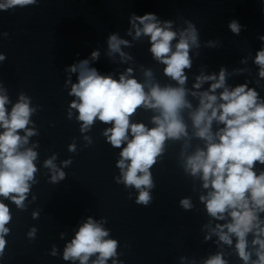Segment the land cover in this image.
I'll use <instances>...</instances> for the list:
<instances>
[{"label": "clouds", "instance_id": "obj_1", "mask_svg": "<svg viewBox=\"0 0 264 264\" xmlns=\"http://www.w3.org/2000/svg\"><path fill=\"white\" fill-rule=\"evenodd\" d=\"M35 3L36 0H4L0 3V10ZM137 21L142 28L137 25ZM130 22L136 38L142 34L150 37V52L154 59L165 65L164 74L176 81L178 87L162 88L152 83L151 71L145 72L148 79L140 83L131 78V68L117 80L111 75H101L96 68L89 66L88 59L71 65L66 71L79 73L78 83L72 84L69 94L78 98V102L72 101L70 108L79 113L77 119L83 122L81 132L89 130L96 119L112 124L104 135L111 146L121 149L117 167L122 176L117 182L134 186L139 190L136 203L148 205L151 196L145 189L153 187L150 169L163 153L165 141L188 136L181 113L185 108L191 109L192 105L186 99L188 90L184 85L188 78L184 70L192 67L189 53L191 48H199V34L195 26L189 23L179 33V40L173 50L172 41L176 39L177 33L171 30L172 22L165 21L161 26L151 13L133 15ZM228 27L234 34L240 33L241 25L237 21H231ZM259 39L264 41V36ZM107 43L110 54L119 53L124 57L121 45H127L128 41L112 34ZM99 55V51H93L91 60H98ZM4 59L0 55V61ZM255 63L259 66V76L264 78V48L256 53ZM209 81L212 83L207 90L191 93L199 97V106L189 113L195 136L205 141V148H197L192 155L187 156L184 169L193 177L199 175L204 189H211L206 196H200L207 213L217 220L225 219V214L231 217V222L217 224L212 232L227 245H232L231 236L234 235L237 238L235 248L244 264H264V221L258 215L264 212V171L259 175L254 171L257 162L264 165V101L247 84L229 90L225 86L226 70L223 67L218 76L201 73L196 77L193 87L200 89ZM217 89L223 91L217 95ZM9 102L6 95L0 94V128L4 129L0 133V196L10 199L17 207H23L30 189L29 181L34 180L37 171L33 163L37 153L32 149H19L22 144L28 143L29 136L35 134L26 127L34 109L29 107V100L23 94L10 113L6 109ZM140 107L159 113L152 117L155 127L148 128L144 123L131 122L130 118ZM213 121L223 125L215 133L212 131ZM18 130H25L26 134L22 137ZM69 151H75L74 144L69 145ZM54 159L45 161V167L56 172L51 177L53 183L65 177L63 171L56 169ZM64 163L67 166L70 161ZM180 204L184 209L192 208L187 198L182 199ZM37 215L33 213L34 217ZM10 220L8 206L0 201V254L6 245L4 236L9 232L5 225ZM249 233H253L252 245L258 246L253 249L257 257L255 260L251 259L253 253L248 250L246 237ZM34 234L35 230L29 233L30 236ZM107 235L108 232L89 217L67 245L63 258L79 259L80 264H87L92 254L99 253L93 264H106L108 258L116 255L117 247L115 240L102 239ZM205 239H210V236ZM113 264L116 262L113 261ZM204 264L227 262L218 253Z\"/></svg>", "mask_w": 264, "mask_h": 264}]
</instances>
